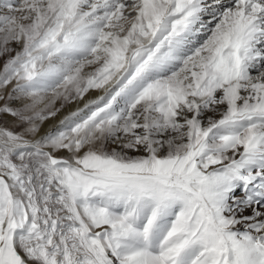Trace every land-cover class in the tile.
Returning a JSON list of instances; mask_svg holds the SVG:
<instances>
[{
    "label": "snow or ice",
    "instance_id": "snow-or-ice-1",
    "mask_svg": "<svg viewBox=\"0 0 264 264\" xmlns=\"http://www.w3.org/2000/svg\"><path fill=\"white\" fill-rule=\"evenodd\" d=\"M0 61V264H264V0H0Z\"/></svg>",
    "mask_w": 264,
    "mask_h": 264
},
{
    "label": "bare ground",
    "instance_id": "bare-ground-1",
    "mask_svg": "<svg viewBox=\"0 0 264 264\" xmlns=\"http://www.w3.org/2000/svg\"><path fill=\"white\" fill-rule=\"evenodd\" d=\"M1 62V61H0ZM100 93L99 92H91L89 93V95L85 98L86 100L87 99H94L97 95H99ZM83 103L84 102H80V104H76V103H73V104H70V105H67L65 106L58 114L56 117L52 118L51 120L45 122L44 126H43V129H42V132L44 131H47L51 126L53 125H57L59 123V121L61 119L64 118V116L70 114L72 111H75L77 107H83ZM57 106H59V104H57Z\"/></svg>",
    "mask_w": 264,
    "mask_h": 264
},
{
    "label": "rangeland",
    "instance_id": "rangeland-1",
    "mask_svg": "<svg viewBox=\"0 0 264 264\" xmlns=\"http://www.w3.org/2000/svg\"><path fill=\"white\" fill-rule=\"evenodd\" d=\"M0 64H2V61L0 62ZM3 120L10 122L11 121V117H4Z\"/></svg>",
    "mask_w": 264,
    "mask_h": 264
}]
</instances>
